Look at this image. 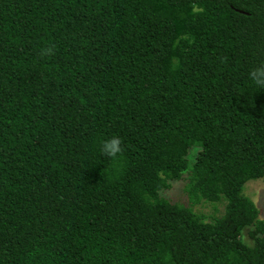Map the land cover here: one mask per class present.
I'll return each instance as SVG.
<instances>
[{
	"label": "trees",
	"instance_id": "1",
	"mask_svg": "<svg viewBox=\"0 0 264 264\" xmlns=\"http://www.w3.org/2000/svg\"><path fill=\"white\" fill-rule=\"evenodd\" d=\"M255 68L264 0H0V264H264Z\"/></svg>",
	"mask_w": 264,
	"mask_h": 264
},
{
	"label": "rangeland",
	"instance_id": "2",
	"mask_svg": "<svg viewBox=\"0 0 264 264\" xmlns=\"http://www.w3.org/2000/svg\"><path fill=\"white\" fill-rule=\"evenodd\" d=\"M196 151L191 152V156H194ZM188 184L187 175L183 179L172 181V187L161 192V196L167 198L174 203H181L191 206L192 209L199 215L203 216L205 221L214 222L218 217L222 216L225 212V204L202 201L197 204H191L186 186ZM245 194L250 197L256 206L260 210V219H264V178L251 180L246 183ZM253 230L252 226H248L243 230L242 240L249 246L254 245V240L250 236V232Z\"/></svg>",
	"mask_w": 264,
	"mask_h": 264
},
{
	"label": "clouds",
	"instance_id": "3",
	"mask_svg": "<svg viewBox=\"0 0 264 264\" xmlns=\"http://www.w3.org/2000/svg\"><path fill=\"white\" fill-rule=\"evenodd\" d=\"M250 86L264 88V69L255 68L249 73ZM99 153L112 160H118L123 152L122 141L119 136L113 135L110 138L99 142Z\"/></svg>",
	"mask_w": 264,
	"mask_h": 264
},
{
	"label": "water",
	"instance_id": "4",
	"mask_svg": "<svg viewBox=\"0 0 264 264\" xmlns=\"http://www.w3.org/2000/svg\"><path fill=\"white\" fill-rule=\"evenodd\" d=\"M242 12V11H241Z\"/></svg>",
	"mask_w": 264,
	"mask_h": 264
}]
</instances>
